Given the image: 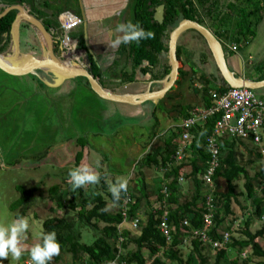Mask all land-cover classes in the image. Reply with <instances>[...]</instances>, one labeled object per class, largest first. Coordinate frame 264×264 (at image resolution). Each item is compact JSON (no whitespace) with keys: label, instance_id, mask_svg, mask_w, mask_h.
Listing matches in <instances>:
<instances>
[{"label":"trees","instance_id":"obj_1","mask_svg":"<svg viewBox=\"0 0 264 264\" xmlns=\"http://www.w3.org/2000/svg\"><path fill=\"white\" fill-rule=\"evenodd\" d=\"M128 1L131 14L128 21H132L133 23L139 22L140 26L144 29L153 31L155 38L142 40L139 44L135 42L121 44L120 50L124 51L125 59L130 62V65L129 70H126V68L119 69L120 84L134 81L131 72L137 68V65L143 62L146 63V66L141 68V70L151 71L154 78L161 79L169 72L170 64L167 61L168 35L181 19L194 20L210 29L222 43L227 57L234 52L227 48L225 42L240 43V50L244 45L252 41L256 34L257 25L262 20L264 14V0ZM0 4L3 5L0 6V13L4 11L6 6L14 4H25L28 6L32 14L42 18L47 29H54V32L51 34L52 39H54L53 51L59 54L62 35V29L57 20V16L61 12L59 9L56 10L55 14H45L41 10L45 5L40 0H0ZM159 4L164 5L163 21L161 23L153 20L155 7ZM16 14L17 10L11 9L0 17V53L7 52L10 47V28ZM25 25L29 26L27 23ZM189 31L202 41L204 49H202L200 44L193 46L192 50L179 44L180 37ZM186 32H183L177 40V58L179 62L182 61V63L188 64L192 76L199 78L205 84V87L201 90L203 98L202 106H209L211 104L210 91L221 93L230 87L221 77L203 37L195 30H188ZM71 36H73L72 33ZM77 47L85 49L82 31H79ZM87 55L90 62L89 72L104 86L105 84L101 81V70L92 55L88 53ZM183 56L186 58L183 59ZM207 56L210 58L208 70L205 67L202 68L203 70L194 68L198 64L204 66L207 62ZM163 60H165V63L159 66ZM252 70L254 71L245 74L246 78L251 80L263 79L264 61L257 62L253 65ZM2 73L8 75L4 72ZM36 73V77L33 78L37 85L45 87L43 79H48L50 76L38 70ZM188 74V72L179 68L178 78L175 82L177 88L180 89L184 85H182V80L184 81ZM116 76H118L117 73ZM79 77L82 79L83 84L91 90L87 79L82 76ZM191 79L193 78L189 79L190 85L192 83ZM178 93L172 89L165 94L163 99L174 101V98L178 97ZM259 97L264 100V95H260ZM173 105L172 109L174 110H176L175 108H180L179 114L176 117L183 116L182 118H184L190 110L187 111L182 104L174 103ZM157 107H159V104L155 105V110ZM155 110L152 111L153 114ZM176 117L174 119L178 120ZM218 117L219 114L210 116L203 123L190 129L192 156L189 158V162L191 170L185 176L188 175L191 178L193 190L189 199L186 200L179 198L180 186L178 178L181 175L180 168H182L183 164L173 163L172 160V155L176 148L173 139L177 136L178 132H173L161 144L158 143L153 146L151 151L145 153L138 160L136 172H134L135 186L133 189L127 187L126 192L122 191L118 201L113 200L103 174H100L101 179L98 185L80 188L75 192L71 190L69 182L65 181L68 178L69 169L80 164L83 148L88 144L83 136L75 138L74 144L78 148L73 156L72 165L64 167L65 173L62 176L61 183H54L46 190L48 200L53 205L55 204L54 207L49 208L51 211H54L56 207L60 210L67 209L69 213L73 212L72 216L50 215L41 222L42 231L56 232L57 240L61 246L60 254L55 256L50 264L60 261L61 254L63 253L70 254L72 264H109L113 260H115L114 264H209V260L211 264H246L245 262H238L237 258L228 260L227 249L231 247L242 250L248 246L251 247L252 254L264 258V249L258 242V238L264 234V226L254 232L251 231L250 224L253 220L252 217L243 220L240 226L241 237H231V240L227 243L228 248L215 249L214 254L210 256L212 251L211 246L207 243H201L197 238H192L185 245L189 246L188 252H182V239L187 233L183 232L182 229L189 231L190 229H200L203 227V213L206 211L204 201L205 196L210 191L201 181V174L204 172L208 160V154L205 150V138L211 133ZM178 131H181V129H178ZM239 140L238 138L228 137H222L219 140L220 164L214 175L215 189L211 191L213 225L208 232L213 240L220 239L222 231L229 229L228 226L224 227L223 225L226 218L234 214L231 205L237 201L238 194L235 193V181L240 178L243 180L245 194L253 208L252 216L256 218L263 216L264 166L252 175L249 173L247 165L241 161L243 154L237 150L238 144H240ZM49 147L47 146L44 150L38 152V154H32L30 159L35 162L42 160L47 155ZM252 152L256 158H262L263 156L261 153L249 149V153L251 154ZM26 156L28 155H25V158H29ZM16 161L18 160L13 162ZM253 161H255L253 158L247 159V163H252ZM13 162L11 164H15ZM167 163L170 166L167 167ZM150 165L166 168L161 180L162 183L156 190L157 208L152 207L151 204L148 205L145 212V220L138 223L139 234L136 238L132 239L127 231H119L117 226L123 221L122 208L124 198L129 199L126 214L127 218L131 220L140 207L141 197L147 196L145 178L140 169L143 166ZM218 177L224 179L225 190H220L217 182ZM164 187L166 193H163ZM16 189L19 196L9 206L14 219L17 215L26 216L34 199H36L34 196L38 190L36 185H32L29 188L16 186ZM138 193L140 195H137ZM108 201L116 204L117 209L114 211L107 210ZM198 201L202 203V206H197L196 203ZM163 209H167V220L172 229L170 242L166 241L158 229ZM184 220L187 221L188 225H183ZM83 228H89L95 232L96 236L92 242L85 243L82 241L81 229ZM119 236L122 237V240L118 246L116 242L119 241ZM130 243L134 244V249L128 248ZM120 249L121 251L119 252ZM142 249L147 250L148 258L144 256ZM149 258H152L150 262L147 260ZM258 264H264V261H260Z\"/></svg>","mask_w":264,"mask_h":264},{"label":"rangeland","instance_id":"obj_2","mask_svg":"<svg viewBox=\"0 0 264 264\" xmlns=\"http://www.w3.org/2000/svg\"><path fill=\"white\" fill-rule=\"evenodd\" d=\"M32 30L35 32L34 29ZM24 33L23 31L21 35L22 42L25 41ZM69 36L72 37L71 34ZM261 42L264 43V24L257 36L256 44L251 46L250 51L253 52L259 49ZM179 44L190 50L193 49V46L200 44L202 49H204L202 41L190 31L180 37ZM20 48L22 51L25 50L24 44L20 45ZM252 48L254 49L252 50ZM35 56L39 57L38 53ZM82 60L81 58L79 62L82 63ZM6 76L8 75L0 73V95L5 92L3 85H7L9 90L20 88L21 90L18 93L21 97H25V100L22 101L24 105L23 113L20 116L22 118L26 117L22 120V125H20L18 119L16 122L17 109L19 108L18 103L14 105L15 99L7 100L5 103L6 107L2 110L3 118H0V223L8 224L14 219L9 206L19 196L16 186L29 188L32 185H36L38 188L34 196L36 199H34L25 216L29 220V230L26 233L27 238L22 243L27 249L39 239L43 219L50 215H73V213L68 214L67 209L60 210L55 207L54 211H51L49 208L54 207L55 204L53 205L48 200L46 190L54 183H61V177L65 173L64 167L72 163L71 157H73L75 138L83 136L85 140H88V137L92 135L87 134V132L83 134V124L94 122L101 129V135H103L102 138H99V135L89 138V141H87L88 146L92 147L97 144H104L102 142L104 140L113 147L117 145L116 152H118L114 151L113 153L111 149L105 151L108 149L107 146H109L106 143L107 146H104L103 155H106L107 159L103 160L95 157L84 164H90V166L98 164L100 169L99 160H101L104 162L103 170L109 179L120 180L124 179L125 174L124 176L118 175L114 172V169L120 165L123 170L117 172L125 171L126 164L124 151L122 150L123 143H130L133 137L136 138L137 134H139L137 139L142 141L148 129L151 128L155 117L151 115V109L147 108H143L142 116L128 117L125 114L121 115L118 109H111V106L106 101L98 100V96L83 84L79 76L75 79H70V85L58 87H50L47 84H45V87H40L26 75L19 77ZM30 76L36 77L34 74H30ZM22 79L31 83V87L33 88H35L34 84H36L38 91L34 92L33 90H29L30 88L27 90V87L22 86L23 81H17ZM66 86H69V88L67 89ZM254 92L256 95H264V90L257 89ZM162 109L161 107L160 110ZM67 123H70V125L68 126ZM47 146H50V152L53 149H59L56 150V153L58 151L62 155L59 158L58 155H54V157L49 156L41 164L43 167H40L30 157H32V154H38V152H41ZM241 149L244 151L241 161L246 162L249 157L247 155L248 152L243 147ZM252 150L258 152L255 146H252ZM25 155H28L26 157L29 158H25ZM251 156L255 161L246 165L249 173L252 175L264 166V155L262 158H256L254 154H251ZM15 160L18 161L13 162ZM12 162L15 164H11ZM50 164H56L53 170L50 168ZM109 179L107 181H110ZM218 183L220 184V190H225L224 183L221 180ZM236 186L239 192L234 205L236 211L233 215H229L226 218L223 226L230 227L241 216L242 222L248 217H252L250 229L254 232L264 226V220L252 216L253 208L245 194L242 178H240ZM262 215L264 216V208ZM221 229L223 228L221 227ZM240 229L241 227L232 232V238L241 237ZM81 232L83 235L82 241L85 243L92 242L96 236L95 232L89 228H83ZM258 241L264 249V234L258 238ZM188 249L189 246L183 245L182 252L187 253ZM227 251L228 260L237 258L238 262H245L246 264H258V262L264 261V258L252 254L250 246L242 250L229 247ZM145 252L148 255L147 250ZM243 252L246 254L245 257L241 256ZM61 256V260L53 264H72L69 253H63ZM0 264H31V259L26 250L20 261H14L10 256L8 260L0 261ZM209 264H211L210 260Z\"/></svg>","mask_w":264,"mask_h":264},{"label":"crops","instance_id":"obj_3","mask_svg":"<svg viewBox=\"0 0 264 264\" xmlns=\"http://www.w3.org/2000/svg\"><path fill=\"white\" fill-rule=\"evenodd\" d=\"M40 1L45 5L44 8H41L42 12L45 14H55L56 10L59 9L61 12L69 11V12H72L73 14L82 18L83 23L80 26L74 28L69 34H71V33L73 34L72 38L74 40H76L77 44H78L79 31L83 32V38H84V25L83 24L84 23L86 24L85 25L86 41H87V44L89 46V49L91 50V53H88V54L92 55L97 66L99 67V69L102 72L101 81H102V83L105 84L104 87H106L110 90H113V91L123 92V93H140V92L144 91L148 87V85L150 87V90H157V89L161 88V85L155 81V80H159V79L154 78L152 76L151 71L141 70V68L146 66L145 62L137 65V68L132 70L131 73H132V76L134 77V81L120 84L121 79L119 76V74H120L119 69L120 68H126V70H129L130 62L126 61L124 51L120 50L121 45L118 48L113 50L109 46L108 43H110L118 35H120V33L116 32V25L119 23L127 22L129 20L130 7H129V1L128 0H40ZM0 6H3V5L0 4ZM26 7H28V6H26ZM33 15H35V14H33ZM37 18L40 19L43 23L42 18H39V17H37ZM57 20H58V18H57ZM263 24H264V14H263L262 20L257 25L256 34H255L254 38L252 39V41L249 42L248 44L244 45V47H242L237 52H234L233 54L228 55L226 57L228 67L231 70H233L234 72H236L238 74H242L245 76L246 73L251 72L253 65H255L257 62L264 61V43L261 42V47H259V49L254 50L253 52L250 51L251 46L253 44H256L257 36L259 35L261 27L263 26ZM59 26H60V23H59ZM49 31L52 34L54 32V29L49 28ZM33 33H34L33 36L36 40V43L38 44V46L40 48V45L43 43L42 37L38 36V34L35 33L34 31H33ZM257 33H258V35H257ZM61 37H62V35H61ZM84 42H85V40H84ZM229 43H230L229 41L225 42V44L227 46ZM253 49L254 48H252V50ZM27 52H30V51H27ZM60 52H61V49H60L59 53ZM84 54L87 55V52H85L83 49L82 56ZM57 55H59V54H57ZM182 58L185 59L186 57L184 56ZM65 61L67 62L66 59H65ZM167 61H168V56H167ZM208 62H210V58L207 56V62L204 66L198 64V65L194 66V68H198L199 70H203L202 68L205 67L208 70L209 69V63ZM68 63H69V61H68ZM163 63H165V60H163L159 64V66H161ZM168 64H169V61H168ZM180 68H182L184 71L188 72L189 74L186 76V79L184 81L182 80V85L183 84L184 85L180 89L177 88V86L175 84L170 88L169 91H171L173 89L174 91L180 93V94L178 93V97L174 98L175 99L174 101H171L168 99L164 100L163 99L165 96L164 95L162 98L158 99L156 103H153L151 100H147V101L142 102L139 105H135V104L121 103V102H113V101L104 100V99L98 97V100L106 101L111 106V109H113V108L118 109V111L121 112L120 113L121 115L125 114L128 117H130V116L131 117L142 116L143 108H147V109H151V115L153 117H155L154 122L151 125V128L148 129V132L144 136L145 138L143 140L141 139L142 141H139L137 139V137L139 136V134H137L136 138L133 137L131 139L130 143H123V145H122V147H123L122 150L124 151L123 154L125 157V164H126L125 165V171L124 172H117L119 170H123L122 166L118 165L117 166L118 168L116 167L114 169V172L117 173L118 175H121V176H124V174H125L124 179L127 180V187H129L131 189H133L135 186L134 172H136V166L138 164V160H140L145 155V153L151 151L152 147L155 146L156 144H158V143L161 144L162 141L166 137H169L173 132H178L177 136L174 137V139H173L175 141V144H177V141L180 137V132H181V131H178V129L180 130V127H179L180 121H181L183 116L182 117H176L179 114L180 108L179 107L175 108L176 110L172 109L174 107L173 104L174 103H177L179 105L182 104V105H184V107L186 108L187 111L192 106H195V105H201L202 106L203 105V98H202L201 90H202V88L205 87V84L199 78H195L194 76H192V72L189 69L188 64L182 63V61H181ZM2 72L0 71V73H2ZM198 72H200V71H198ZM116 73L118 76H116ZM8 76H11V75H8ZM8 76H6V77H8ZM26 76L30 77L32 79V81H35L34 78L32 76H30V74H28ZM12 77H15V76H12ZM177 78H178V76H177ZM190 78H193V79H191V81H192L191 85L189 84ZM71 80H65L59 86L68 85ZM17 81H23L22 86L27 87L26 88L27 90H28V88H30L29 90H33L34 92L38 91L36 84H34L35 88H33V87H31V83L26 82L24 79L17 80ZM29 85H30V87H29ZM3 86L5 89V92H3L0 95V98H2L1 102H0V111H1L0 118H3L2 117L3 116L2 110L4 109V107H6L5 103L7 102V100L15 99L16 102L14 103V105L16 103H18V106H19V108L17 109L16 122L18 119V122H20V125H22L23 124L22 120L26 117L25 115H24L25 116L24 118H22L20 116L23 113L24 105L22 104V101L25 100V97L24 96L21 97V95L18 93L19 90H21L20 88H14V90H9V87L7 85H3ZM66 88L68 89L69 86H66ZM260 90H264V87L260 88ZM258 96H260V95H258ZM158 104H159V107H157L155 110V105H158ZM161 107L163 108L162 110H160ZM153 110H155L154 114L152 113ZM175 117L178 120H175L174 119ZM67 125L69 126L70 123H67ZM85 132H87V134H92L88 137L87 141H89V138L95 137L98 135H99V138L103 137V135H101L102 134L101 129L98 127L97 124H94V122L93 123L87 122V123L83 124V134ZM239 141H240V144H238L237 150L243 154L244 151L241 149V147H243L248 152V154H247L249 156L248 158H252L251 154H254V153L252 152L250 154L249 149H252L253 145L249 141H243V140H239ZM102 142L104 144H97V145H94L92 147L88 146V144L86 146H84L83 156H82V160L80 161V165L87 163L88 160H90L91 158L94 159L95 157H98V159H103V160L107 159L106 155H103V150H104V146L105 145L107 146V144H109V143H107V141H104V140H102ZM109 146H107L108 149L105 151H108L111 149V150H113V153H114V151L116 152L117 145H115L113 147L109 144ZM77 148H78V146H74L73 156H74ZM53 150L50 152V149H48L47 155L42 160L36 162V164L40 165V167H43V165L41 166V164H43L44 163L43 161L45 159H47L49 156L54 157V155H58V158H59L62 155V153H58V151L56 153V150H59V149H53ZM113 153H112V155H113ZM116 153H118V152H116ZM121 155H122V153H121ZM191 156H192V150L190 149L188 157L185 158V160L183 162H181L183 164L182 168H180L182 179L179 180V178H178V182H179V186H180L179 198L181 200L189 199V197L192 193V190H193V183L191 181V178L188 175L185 176V174H189V172L191 170L190 162H189V158ZM71 158L73 160V157H71ZM99 161H100V163L99 162L98 163L100 165V169L98 167V164L97 165H91V166L94 168V170L98 171L100 174H103V178L106 181V183L108 184V189H109V186L112 185L113 183H115L117 179H114V178L109 179V177L105 174V172L103 170L104 162L101 160H99ZM243 163L247 164V161L243 162ZM50 165H51L50 168L52 170L56 166V164H50ZM71 165H72V163H71ZM71 165H69V166H71ZM57 166L60 167V165H58V164H57ZM168 166H170L169 163H167V167ZM140 170L142 171L143 176L145 178L147 196L141 197L140 207L136 211L135 216L133 217V219H138V222L145 220V218H146L145 212H146L149 204H151L152 207L157 206L156 190H157L158 186L162 183L161 180L163 178V175H164L166 168L150 165V166H143ZM61 179H62V177H61ZM107 179H109L110 181H107ZM220 180L224 183V186H225L224 179L222 177H220V178L218 177L217 182ZM239 180L240 179L235 181L236 185H237V182ZM65 181L68 182L69 177ZM86 187L87 186H85L83 188H86ZM219 188H220V184H219ZM235 193H237V194L239 193L237 190V186L235 188ZM137 195H140V194L138 193ZM196 204L198 207L202 206V203L200 201H198ZM234 205H235V202H234V204L232 203V205H231L233 212L236 211V209H234ZM165 208H166V206H165ZM116 209H117L116 204H114L111 201L107 202V210L114 211ZM70 213H73V212H70ZM70 213H68V214H70ZM165 213L167 214V209H163V214H165ZM133 219L129 220L126 217L117 226L119 231H127L129 233V236L132 239L136 238L139 234L138 227L134 228L132 226V220ZM238 220H240V224H241L242 216ZM251 223H252V221H251ZM100 226H102V224H100ZM81 238H83V235ZM128 248L134 249V244L130 243ZM145 250L146 249H142V253L144 254V256L147 255ZM212 254H213V252L211 251L210 256ZM146 258H148V255L146 256ZM152 258H149L147 260L150 262L152 260Z\"/></svg>","mask_w":264,"mask_h":264},{"label":"built area","instance_id":"obj_4","mask_svg":"<svg viewBox=\"0 0 264 264\" xmlns=\"http://www.w3.org/2000/svg\"><path fill=\"white\" fill-rule=\"evenodd\" d=\"M57 18L62 29L60 40L61 52L66 60L80 61L82 53H78L80 49L77 47V41L70 37L69 33L83 23L82 18L69 11L61 12ZM227 47L231 51L237 52L241 44L230 42ZM209 93L211 96V104L209 106H192L188 114L181 119L179 126L181 129L180 137L172 155V160L173 163L180 164L188 157L191 144V128L203 123L208 117L219 114L211 133L205 138V150L208 154V160L204 172L201 174V181L210 191L205 196L204 201L206 211L203 213V227L200 229H190L189 231L182 229L183 232H187L182 239L183 245L188 244L190 239L197 238L201 243L209 244L214 253L215 249L228 248L227 243L231 240L232 232L241 226L240 220L235 221L230 225L229 229L222 231L220 239L216 240L211 239L208 233L213 225L211 191L215 189L214 175L220 164L219 140L222 137H228L249 141L257 148L259 153L264 155V100L256 95L254 90L246 87H230L221 93L215 91H210ZM181 179L182 175L179 177V180ZM163 193H166L165 187ZM128 201V198H124L122 208L123 220L127 217ZM263 217L261 218L264 220ZM138 223V219L132 220L134 228L138 227ZM183 225H188L186 220L183 221ZM158 229L166 241L170 242L172 229L168 224L166 213L161 215ZM118 240L116 245L119 246L122 237L119 236ZM241 256L245 257L246 254L243 252ZM114 263L115 260L109 262V264Z\"/></svg>","mask_w":264,"mask_h":264},{"label":"water","instance_id":"obj_5","mask_svg":"<svg viewBox=\"0 0 264 264\" xmlns=\"http://www.w3.org/2000/svg\"><path fill=\"white\" fill-rule=\"evenodd\" d=\"M16 9L17 14L10 28L11 44L7 52L0 53V70L11 76H23L28 74L37 75L36 71H40L50 77L43 79L44 84L50 87H57L63 81L76 78L78 76L85 77L89 83L90 89L100 98L128 104L139 105L144 101L151 100L156 103L162 98L167 91L175 84L179 74L180 62L177 58L176 48L179 36L187 30L197 31L205 40L209 53L211 54L215 65L225 83L229 87H246L257 90L264 87V78L261 80H251L242 74H237L228 67L226 54L222 43L216 38L210 29L204 25L191 20L181 19L178 24L169 32L168 35V61L170 70L163 78L155 80L161 85L157 90H150L148 87L140 93H123L110 90L102 86L98 79L89 72V58L86 54L82 56V63L73 60L67 63L62 52L57 55L53 51V39L49 29L45 27L40 19L30 13L28 7L24 4H14L6 6L0 17L9 10ZM164 5L159 4L155 7L153 20L161 23L163 21ZM21 23H27L38 36L42 37L43 43L39 48V57L33 52H22L20 50L19 27ZM84 25V40L87 53H91L86 41V28ZM61 49V46H60ZM83 53V49H81Z\"/></svg>","mask_w":264,"mask_h":264},{"label":"clouds","instance_id":"obj_6","mask_svg":"<svg viewBox=\"0 0 264 264\" xmlns=\"http://www.w3.org/2000/svg\"><path fill=\"white\" fill-rule=\"evenodd\" d=\"M116 32L120 33L109 46L114 50L121 44H139L142 40L154 39L155 34L151 30H146L140 26L139 22L127 21L116 25ZM98 163V162H97ZM69 185L75 192L85 186H95L100 183V173L88 164H81L69 169ZM109 191L114 201L120 199L121 192L127 191V180L120 179L109 186ZM29 230V220L27 217L17 215L10 223H0V261L12 260L20 261L27 250L31 259V264H50L55 256L61 251V246L57 240L55 231H41L37 242L30 248H25L22 241L25 240Z\"/></svg>","mask_w":264,"mask_h":264},{"label":"flooded vegetation","instance_id":"obj_7","mask_svg":"<svg viewBox=\"0 0 264 264\" xmlns=\"http://www.w3.org/2000/svg\"><path fill=\"white\" fill-rule=\"evenodd\" d=\"M45 25V24H44ZM31 27L30 26H26L25 23H21L20 24V27H19V39H20V45L24 44L25 46V50H20L22 52H27V51H30V52H33V54H39V46L38 44L36 43V40L34 38V33L32 31V29H30ZM25 32L24 33V38H25V41H21V35H22V32ZM54 41V39H53ZM54 43V42H53ZM60 46V45H59Z\"/></svg>","mask_w":264,"mask_h":264},{"label":"bare ground","instance_id":"obj_8","mask_svg":"<svg viewBox=\"0 0 264 264\" xmlns=\"http://www.w3.org/2000/svg\"><path fill=\"white\" fill-rule=\"evenodd\" d=\"M72 44H74V42H72ZM78 53L81 54L82 52L79 51ZM77 55H78V54H77ZM68 61H70V60L68 59V60H67V63H68Z\"/></svg>","mask_w":264,"mask_h":264}]
</instances>
